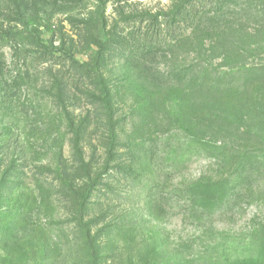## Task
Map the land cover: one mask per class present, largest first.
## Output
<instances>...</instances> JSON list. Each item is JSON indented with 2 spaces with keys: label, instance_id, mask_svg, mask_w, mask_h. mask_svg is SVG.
<instances>
[{
  "label": "rangeland",
  "instance_id": "1",
  "mask_svg": "<svg viewBox=\"0 0 264 264\" xmlns=\"http://www.w3.org/2000/svg\"><path fill=\"white\" fill-rule=\"evenodd\" d=\"M175 1L0 0L3 28L30 37L33 21L47 47L0 37V264H264V167L215 168L191 136L264 164V76L249 82L264 67V0H196L211 13L194 33L124 53ZM57 48L100 66L108 110ZM190 65L248 86L194 98L171 74ZM112 138L113 170L96 176Z\"/></svg>",
  "mask_w": 264,
  "mask_h": 264
},
{
  "label": "trees",
  "instance_id": "2",
  "mask_svg": "<svg viewBox=\"0 0 264 264\" xmlns=\"http://www.w3.org/2000/svg\"><path fill=\"white\" fill-rule=\"evenodd\" d=\"M98 6L105 8L109 0H94ZM196 0H177L172 4V7L167 12H162L157 15L151 16L153 18L150 22V27L147 31L143 32L140 35L139 39H135L134 35L128 34L129 40L124 42L123 52L127 55L133 56L135 54L138 56V51L141 48L137 46L138 42H143L145 45L151 46L156 45L160 46H169L170 41H168L167 37L174 36L175 30L179 25H184L189 29L190 33H194L197 27L200 25L202 19L207 16V14L211 13V11L200 12L195 9L194 4ZM215 13V12H214ZM139 18V17H137ZM35 24L31 21L27 25V32L30 33V37L25 35V32H13L11 30H6L0 24V37L6 38L8 40L14 41L17 47H21V45L26 44V40H30L32 44L35 43L37 48L47 49L45 45V41L43 35L38 31H32ZM151 42H148L149 40ZM29 43V44H30ZM60 52H62L67 58L70 60L83 72L91 75L95 80V87L102 93L104 100L103 107L108 110L109 101V89L105 83L103 75L101 73V68L96 63L93 65L87 62H81L80 60L74 58L72 55L67 53L64 48H57ZM21 50V48H19ZM0 71L1 68H0ZM251 72V76L249 77V82L254 78L255 75L259 77L257 79H261L264 76V67L253 68ZM171 74H173V81L175 83L183 82L185 79L190 85L191 93L194 98H206L211 96H230L240 92L243 88L247 87L244 85L243 87L235 84V77L229 76H221L215 68L211 67L210 71L206 68L200 67L199 65H190L186 68H176ZM226 123V122H224ZM112 134L115 132L112 129ZM194 140H199L204 144L205 147H209V151L212 153L210 156L214 158L217 162H215V168L221 167V164L226 165V169L228 170H241V171H250L253 169H257L258 167H264L263 162H255L256 156H254V151L248 149H241L237 147H232L229 144L219 143L217 141L203 139L196 135H191ZM207 151V150H206ZM209 153V152H208ZM116 157L114 153V138H112L110 142L109 149L107 151L106 160L104 163L103 169L99 172L98 175L101 177L102 175H109L108 173L113 170L112 163ZM264 158V157H263ZM252 161L258 163L259 165L252 164ZM84 162H81L83 164ZM214 166L211 168L214 169ZM124 174L123 171H120ZM95 180L92 181L91 177H88V181L85 184L87 186L90 185L88 193L85 195H79L80 207H84L88 198L92 196L93 191L96 186L99 185L98 178L94 177ZM201 181L196 180L194 185H200ZM216 183L213 184L215 186ZM212 186L211 184H209Z\"/></svg>",
  "mask_w": 264,
  "mask_h": 264
}]
</instances>
